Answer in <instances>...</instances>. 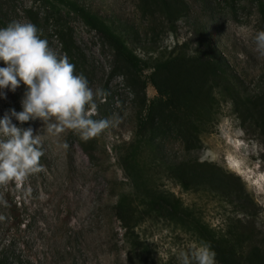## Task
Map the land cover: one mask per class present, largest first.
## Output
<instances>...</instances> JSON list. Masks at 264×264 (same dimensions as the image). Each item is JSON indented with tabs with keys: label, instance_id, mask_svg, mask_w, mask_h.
Instances as JSON below:
<instances>
[{
	"label": "rangeland",
	"instance_id": "1",
	"mask_svg": "<svg viewBox=\"0 0 264 264\" xmlns=\"http://www.w3.org/2000/svg\"><path fill=\"white\" fill-rule=\"evenodd\" d=\"M105 19L116 30L138 29L141 42L134 45L143 57L147 43L169 49L175 42L189 40L195 47L194 28L202 25L212 41L251 94L264 90V56L254 51L253 37L264 30L256 0H181L182 16L171 26L156 14H142L138 0H75ZM264 2V0H262ZM57 0H0V27L13 21L31 22L28 11L38 12L42 38L58 55H67L76 73H83L93 90L106 92L94 119H110L113 126L88 141L71 130L59 136L47 134L37 119L18 126L43 134L45 155L43 171L30 175L23 183L10 182L0 187V264H133L131 241L114 216L113 205L121 193H133L130 177L119 156L132 139L135 129L134 91L127 85L125 73L116 68L111 50L99 35ZM45 19L43 20V18ZM47 18V19H46ZM163 23V24H162ZM68 33L69 44L61 38ZM0 66H4L0 61ZM149 71L139 73L145 79ZM26 86L15 92L4 90L0 98V117L14 108L21 111ZM145 96L156 97L147 83ZM209 130L200 136L201 148L190 155L198 161L214 163L244 186L254 212L246 216L214 192L185 190L167 175L151 170L150 183L159 190L172 192L214 231L223 232L227 223L238 218L250 223L258 238L264 236V132L251 120L243 121L229 100L215 108ZM67 143L68 147L62 145ZM167 156L183 157L176 138L163 140ZM151 149H146L148 154ZM132 237L141 241L140 250L150 264H180L179 252L200 245L193 235L164 217L146 218L134 228ZM136 262V261H135ZM217 264V263H216Z\"/></svg>",
	"mask_w": 264,
	"mask_h": 264
},
{
	"label": "trees",
	"instance_id": "2",
	"mask_svg": "<svg viewBox=\"0 0 264 264\" xmlns=\"http://www.w3.org/2000/svg\"><path fill=\"white\" fill-rule=\"evenodd\" d=\"M57 2L49 4L58 9L61 4L67 12H74L99 35L111 50L115 67L123 70L127 85L134 91L135 129L119 156L134 190L121 193L112 207L124 234L132 238L133 256L130 255L136 258L133 264H150L142 254L135 253L142 245L132 237L135 226L146 218L159 217L193 235L197 242L209 244L216 253L217 264H264V236L258 238L250 223L242 224L235 218L227 223L223 232L214 231L172 192L157 189L149 180L153 176H150L151 170H155L172 178L185 190L214 192L236 211L253 215L252 200L242 183L214 163L200 162L190 154L200 150V136L209 130L221 98L231 102L242 121L251 120L264 132V90L253 95L243 88L202 25L194 28L193 50L188 48L189 40L175 42L169 49H158L151 40L147 43L149 50L141 57L133 47L141 42L138 29L129 27V30L118 31L75 0ZM256 2L264 27V2ZM138 5L142 14L150 18L157 14L168 26L182 16L185 9L181 0H138ZM28 14L31 22L39 27L42 21L38 12L28 11ZM61 38L67 44L71 42L66 32L61 33ZM144 69L149 72L141 80L139 73ZM147 83L157 95L152 99L145 96ZM169 136L179 141L183 157L171 158L165 154L163 140ZM147 148L151 149L148 154Z\"/></svg>",
	"mask_w": 264,
	"mask_h": 264
},
{
	"label": "clouds",
	"instance_id": "3",
	"mask_svg": "<svg viewBox=\"0 0 264 264\" xmlns=\"http://www.w3.org/2000/svg\"><path fill=\"white\" fill-rule=\"evenodd\" d=\"M254 51L264 56V30L253 37ZM0 98L4 90L15 92L26 86L22 110L9 109L0 117V187L10 182L23 183L30 175L43 171L41 158L43 134L33 128L18 126L41 120L47 134L59 136L68 130L88 141L113 126L110 119H94L99 100L106 99L103 89H95L83 73L75 72L69 57L58 55L49 47L42 32L30 22L13 21L0 27ZM67 148V143L62 145ZM0 206L8 202L0 199ZM6 217L0 215V221ZM216 253L209 244L193 245L179 252L180 264H216Z\"/></svg>",
	"mask_w": 264,
	"mask_h": 264
}]
</instances>
